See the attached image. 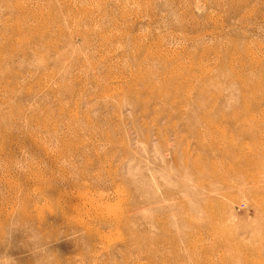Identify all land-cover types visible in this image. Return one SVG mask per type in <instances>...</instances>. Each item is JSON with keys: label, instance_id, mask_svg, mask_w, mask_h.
<instances>
[{"label": "rangeland", "instance_id": "obj_1", "mask_svg": "<svg viewBox=\"0 0 264 264\" xmlns=\"http://www.w3.org/2000/svg\"><path fill=\"white\" fill-rule=\"evenodd\" d=\"M0 264H264V0H0Z\"/></svg>", "mask_w": 264, "mask_h": 264}, {"label": "bare ground", "instance_id": "obj_2", "mask_svg": "<svg viewBox=\"0 0 264 264\" xmlns=\"http://www.w3.org/2000/svg\"><path fill=\"white\" fill-rule=\"evenodd\" d=\"M90 202V201H89ZM90 205V204H89ZM103 208V207H102ZM105 208V207H104Z\"/></svg>", "mask_w": 264, "mask_h": 264}]
</instances>
